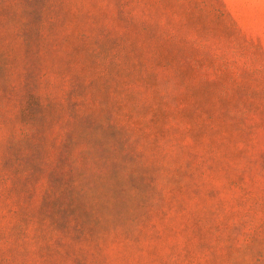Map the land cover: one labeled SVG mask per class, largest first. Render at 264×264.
I'll use <instances>...</instances> for the list:
<instances>
[{
	"label": "rangeland",
	"instance_id": "1",
	"mask_svg": "<svg viewBox=\"0 0 264 264\" xmlns=\"http://www.w3.org/2000/svg\"><path fill=\"white\" fill-rule=\"evenodd\" d=\"M0 264H264V0H0Z\"/></svg>",
	"mask_w": 264,
	"mask_h": 264
}]
</instances>
